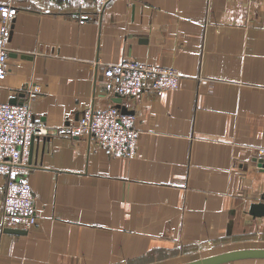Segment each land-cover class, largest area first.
I'll list each match as a JSON object with an SVG mask.
<instances>
[{
	"label": "crops",
	"instance_id": "0c3cea01",
	"mask_svg": "<svg viewBox=\"0 0 264 264\" xmlns=\"http://www.w3.org/2000/svg\"><path fill=\"white\" fill-rule=\"evenodd\" d=\"M6 2L0 101L28 105L46 131L22 151L35 224L0 226V264H180L264 248V214L250 213L264 202V0ZM126 58L175 69L176 87L117 106L102 70ZM109 106L131 118V156L59 130ZM4 186L0 175V223Z\"/></svg>",
	"mask_w": 264,
	"mask_h": 264
},
{
	"label": "built area",
	"instance_id": "2783aa9c",
	"mask_svg": "<svg viewBox=\"0 0 264 264\" xmlns=\"http://www.w3.org/2000/svg\"><path fill=\"white\" fill-rule=\"evenodd\" d=\"M67 3L70 0H57ZM83 4L93 1L103 6L109 0H78ZM15 7L11 2L0 3V87L7 72L8 37ZM83 16H81L82 18ZM104 88L109 93L135 95L143 90L161 91L176 87L178 73L169 67H155L139 63L131 58L121 62L106 63L103 67ZM30 92V95L34 94ZM131 118L114 106L104 109L89 108L83 111L76 123L64 125L59 130L88 137L111 153L131 156L136 132ZM39 122L33 120L26 104L0 101V175L5 178L2 199L1 229H29L36 221L32 189L28 180L29 165L24 162L23 149L32 136L45 132ZM257 162L264 165V150L257 151Z\"/></svg>",
	"mask_w": 264,
	"mask_h": 264
},
{
	"label": "water",
	"instance_id": "95a60500",
	"mask_svg": "<svg viewBox=\"0 0 264 264\" xmlns=\"http://www.w3.org/2000/svg\"><path fill=\"white\" fill-rule=\"evenodd\" d=\"M122 95L115 93L113 101L119 106ZM31 137V141L33 140ZM250 213L254 215L264 214V202L252 203L250 206ZM4 231L9 233L21 234L26 231L19 228H4ZM244 258H264V248H242L229 250L221 253H216L208 256H204L195 260L187 261L180 264H220L232 260L244 259Z\"/></svg>",
	"mask_w": 264,
	"mask_h": 264
},
{
	"label": "rangeland",
	"instance_id": "374dc122",
	"mask_svg": "<svg viewBox=\"0 0 264 264\" xmlns=\"http://www.w3.org/2000/svg\"><path fill=\"white\" fill-rule=\"evenodd\" d=\"M207 253H209V254H210V253H215V251H210V252H207ZM207 253H206V254H207ZM210 255H211V254H210Z\"/></svg>",
	"mask_w": 264,
	"mask_h": 264
}]
</instances>
